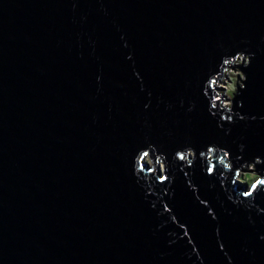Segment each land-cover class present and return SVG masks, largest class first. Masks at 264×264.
Returning a JSON list of instances; mask_svg holds the SVG:
<instances>
[{
    "label": "water",
    "instance_id": "1",
    "mask_svg": "<svg viewBox=\"0 0 264 264\" xmlns=\"http://www.w3.org/2000/svg\"><path fill=\"white\" fill-rule=\"evenodd\" d=\"M261 181L264 0H0V264H264Z\"/></svg>",
    "mask_w": 264,
    "mask_h": 264
},
{
    "label": "rangeland",
    "instance_id": "2",
    "mask_svg": "<svg viewBox=\"0 0 264 264\" xmlns=\"http://www.w3.org/2000/svg\"><path fill=\"white\" fill-rule=\"evenodd\" d=\"M247 58H243L242 55L239 56V58L234 61L235 66H239L240 64L245 63ZM237 76L239 78H237ZM224 77L222 78V83H219V87L222 92V94L225 96L224 104L227 106L231 105V99L234 97L235 92H236V85L241 83V79L243 77L242 71L239 69V67H234L232 68H227L226 71L224 72ZM193 155V153L191 152ZM148 160V158H147ZM248 170H255L253 165H249L247 168V171H240L239 174L237 175V179L241 182L247 183L249 186H251L255 180L258 178V175L255 171L253 172H248Z\"/></svg>",
    "mask_w": 264,
    "mask_h": 264
},
{
    "label": "snow or ice",
    "instance_id": "3",
    "mask_svg": "<svg viewBox=\"0 0 264 264\" xmlns=\"http://www.w3.org/2000/svg\"><path fill=\"white\" fill-rule=\"evenodd\" d=\"M260 183H264V181H261ZM253 187H255V185H253Z\"/></svg>",
    "mask_w": 264,
    "mask_h": 264
}]
</instances>
